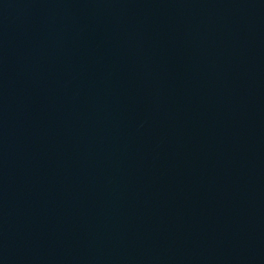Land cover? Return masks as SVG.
Masks as SVG:
<instances>
[{"label":"water","instance_id":"obj_1","mask_svg":"<svg viewBox=\"0 0 264 264\" xmlns=\"http://www.w3.org/2000/svg\"><path fill=\"white\" fill-rule=\"evenodd\" d=\"M0 264H264V0H0Z\"/></svg>","mask_w":264,"mask_h":264}]
</instances>
